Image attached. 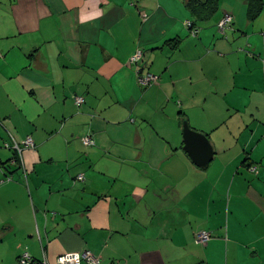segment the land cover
<instances>
[{
  "label": "crops",
  "instance_id": "0c3cea01",
  "mask_svg": "<svg viewBox=\"0 0 264 264\" xmlns=\"http://www.w3.org/2000/svg\"><path fill=\"white\" fill-rule=\"evenodd\" d=\"M248 2L0 0V264H264V0Z\"/></svg>",
  "mask_w": 264,
  "mask_h": 264
},
{
  "label": "built area",
  "instance_id": "2783aa9c",
  "mask_svg": "<svg viewBox=\"0 0 264 264\" xmlns=\"http://www.w3.org/2000/svg\"><path fill=\"white\" fill-rule=\"evenodd\" d=\"M233 22V15L230 12H226L223 14L222 18L218 22V30L220 33L224 34L225 30L230 26ZM186 26L190 29V33L192 36H196L198 33V29L193 25V23L189 20L185 22ZM143 52L141 49H137L129 58L128 64L129 66L135 65L141 58ZM158 81V76L152 73L141 74L138 72L137 74V83L142 87H148L152 83ZM77 104L82 105L85 102L83 97L76 98ZM82 143L86 146H91L94 144V141L90 135H84L82 137ZM35 146L33 139L28 136L23 140V147L33 148ZM14 149L19 153L18 156L22 153V147L19 145H15ZM13 162H16V158L12 159ZM1 167V165H0ZM79 180H83L84 176L79 175ZM196 242L201 244H206L210 239L211 235L207 231H201L196 234ZM58 264H98L100 262L99 257L92 254L90 251L84 252H68L57 257ZM37 262L32 259L28 253L23 254L19 257L17 264H36Z\"/></svg>",
  "mask_w": 264,
  "mask_h": 264
},
{
  "label": "water",
  "instance_id": "95a60500",
  "mask_svg": "<svg viewBox=\"0 0 264 264\" xmlns=\"http://www.w3.org/2000/svg\"><path fill=\"white\" fill-rule=\"evenodd\" d=\"M185 150L189 153L192 160L199 165H207L212 157V147L207 138L189 128L187 124L183 127Z\"/></svg>",
  "mask_w": 264,
  "mask_h": 264
},
{
  "label": "trees",
  "instance_id": "16d2710c",
  "mask_svg": "<svg viewBox=\"0 0 264 264\" xmlns=\"http://www.w3.org/2000/svg\"><path fill=\"white\" fill-rule=\"evenodd\" d=\"M249 6V14L251 17H255L261 10L262 8V0H249L248 2ZM183 125L186 124V119L183 118Z\"/></svg>",
  "mask_w": 264,
  "mask_h": 264
},
{
  "label": "rangeland",
  "instance_id": "374dc122",
  "mask_svg": "<svg viewBox=\"0 0 264 264\" xmlns=\"http://www.w3.org/2000/svg\"><path fill=\"white\" fill-rule=\"evenodd\" d=\"M234 18V17H233Z\"/></svg>",
  "mask_w": 264,
  "mask_h": 264
}]
</instances>
